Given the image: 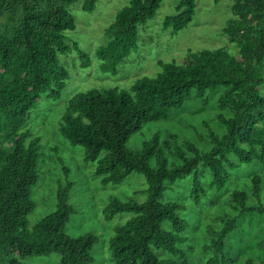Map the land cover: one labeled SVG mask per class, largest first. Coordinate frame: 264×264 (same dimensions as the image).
I'll return each instance as SVG.
<instances>
[{
    "label": "trees",
    "instance_id": "1",
    "mask_svg": "<svg viewBox=\"0 0 264 264\" xmlns=\"http://www.w3.org/2000/svg\"><path fill=\"white\" fill-rule=\"evenodd\" d=\"M78 1L0 0V264H29L23 260L52 254L60 255L61 264L95 262L99 237H72L66 231L76 209L70 203L75 184L65 165L68 179L58 185L57 210L29 228V215L36 208L32 189L41 179L45 156L42 139L29 127L31 114L44 97L59 98L70 79L60 55L76 51L81 67L91 66L89 56L77 44H68L65 34L75 29L70 7ZM163 1L131 0L118 13L96 53L104 73L119 72L137 48L140 28L156 16ZM196 2L179 0L164 29H185L195 16ZM95 4L84 0L83 10L93 11ZM232 12L223 31L238 54L228 48L189 52L182 64L159 62L157 76L138 78L129 89L93 88L69 101L60 133L71 145L83 147L85 162L97 163L95 175L104 184H120L138 173L148 184L145 201L111 198L104 211L106 220L133 214L110 240L115 264H191L184 249L191 227L182 216L186 205L162 202L164 193L191 176L189 193L199 208L208 190L224 189L241 164L264 165V95L259 90L264 86V0H234ZM218 87L225 88L217 114L226 127L223 135L204 122L206 132L195 128V139L156 133L140 149L128 147L146 124L168 119ZM240 185L231 195L236 215L222 216L219 229L207 225L206 249L213 254L206 264H264L259 250H253L257 258L240 259L239 251L233 256L232 244L228 253L242 220L264 216V174L251 176L244 189ZM251 198L259 204H251Z\"/></svg>",
    "mask_w": 264,
    "mask_h": 264
},
{
    "label": "rangeland",
    "instance_id": "2",
    "mask_svg": "<svg viewBox=\"0 0 264 264\" xmlns=\"http://www.w3.org/2000/svg\"><path fill=\"white\" fill-rule=\"evenodd\" d=\"M83 2L84 0H79L70 7L76 26L74 30L66 31L65 34L68 44H77L89 56L91 66L82 68L76 51L60 55V62L69 71L70 79L59 98L46 96L38 103L29 122L33 134L42 139L45 154L44 162L41 164V179L32 189V199L36 208L29 215V228L33 229L44 217L57 210L58 185L60 182L65 184L68 179L64 171L65 165L71 172L69 180L75 184L70 193V203L76 209V214L72 216L66 228L67 233L72 237L96 234L99 241L93 250L95 262L92 264H115L109 249L110 240L115 235V228L125 224L133 214L120 213L112 220H106L104 211L111 198H119L122 201L130 199L145 201L148 184L145 176L138 173L130 174L120 184H104L102 177L95 175L97 163L85 162L83 147L71 145L60 133V123L69 101L78 93L93 88L129 89L138 78L157 76L161 72L159 62L182 64L189 52L228 48L232 53L238 54V49L229 43L223 31L233 18L234 0H197L192 22L177 33L172 29L165 30L163 24L166 18L176 14L179 0H164L156 16L140 28L137 48L120 66L116 75L104 73L100 69L96 53L105 41L106 29L131 0H96L93 11L83 10ZM259 90L264 95V86ZM223 92L225 88L218 87L208 92L205 99L193 100L186 103L181 110L173 111L168 119L146 124L141 132L131 137L128 147L136 151L141 148L144 141L151 139L156 133L162 137L175 133L179 138L195 139V128L200 133L206 132L204 122L209 123L216 133L223 135L226 127L217 118L220 111L218 100ZM204 100L208 101L206 105ZM224 113L228 115L230 111ZM197 144L202 149H208L207 144L199 142ZM255 174H264V165L257 162L241 164L233 180L224 189L208 190V196L203 199L199 208L195 206L189 193L192 185L191 176L164 193L162 202L172 200L186 205L182 216L190 222L191 227L186 233L187 243L184 249L190 257L191 264H206L211 258L213 249H206L210 243L207 238L209 235L207 225L219 229L222 216L236 215L231 195L240 184L244 189L250 177ZM210 179V175L204 179L207 186ZM261 202L264 204V193ZM250 203L257 205L259 201L251 198ZM232 236L234 239L232 237L233 243L228 246V253L233 244L231 252L234 257L237 251L240 259L252 255L256 257L253 250H259L264 254V247L262 248L264 216L246 217L242 220L239 231ZM260 259L264 261L263 257ZM23 262L61 264V257L59 254L31 256Z\"/></svg>",
    "mask_w": 264,
    "mask_h": 264
}]
</instances>
